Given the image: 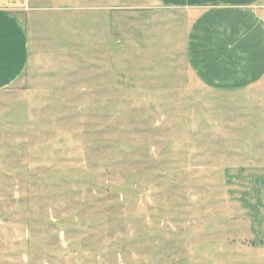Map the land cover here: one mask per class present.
Returning a JSON list of instances; mask_svg holds the SVG:
<instances>
[{
  "label": "rangeland",
  "instance_id": "obj_1",
  "mask_svg": "<svg viewBox=\"0 0 264 264\" xmlns=\"http://www.w3.org/2000/svg\"><path fill=\"white\" fill-rule=\"evenodd\" d=\"M115 2L146 4L20 15L27 60L0 62V264H264L248 213L264 209V84L211 87L193 14Z\"/></svg>",
  "mask_w": 264,
  "mask_h": 264
},
{
  "label": "crops",
  "instance_id": "obj_2",
  "mask_svg": "<svg viewBox=\"0 0 264 264\" xmlns=\"http://www.w3.org/2000/svg\"><path fill=\"white\" fill-rule=\"evenodd\" d=\"M37 1L0 0V62L11 63L8 70L27 60L28 36L20 15L35 9ZM77 2L50 0L56 9L74 8ZM115 3L110 9L150 7L193 14L189 60L197 76L211 87L249 91L264 84V0H146L145 5L128 7ZM16 10L22 11L19 16L13 13ZM248 213L262 222L257 233L264 242V209Z\"/></svg>",
  "mask_w": 264,
  "mask_h": 264
}]
</instances>
